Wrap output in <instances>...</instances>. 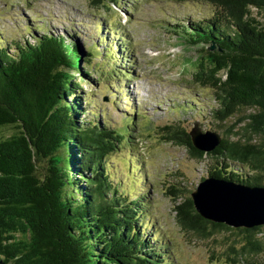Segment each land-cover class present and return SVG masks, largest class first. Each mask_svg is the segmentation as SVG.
<instances>
[{
	"label": "trees",
	"instance_id": "16d2710c",
	"mask_svg": "<svg viewBox=\"0 0 264 264\" xmlns=\"http://www.w3.org/2000/svg\"><path fill=\"white\" fill-rule=\"evenodd\" d=\"M117 2L91 0L95 7ZM172 2L205 7L199 16L176 19L171 33L196 48L189 82L212 90L211 116L224 124L207 152L177 122L161 127L164 138L192 158L211 154L207 176L264 186V0ZM31 28L32 41L7 43L0 36V264H172L156 228L146 232L143 192L132 193L111 176L109 158L130 143L134 113L120 125L102 121L87 107L79 80L94 72L98 53L107 64L103 75L111 74L106 80L131 75L129 64L117 66L114 59L125 53V40L112 44L99 34L84 58L77 30L64 37ZM174 105L173 111L192 104ZM127 161L130 175L135 167ZM171 193L174 202L180 199L173 210L182 230L204 238L235 230L242 236L237 248L228 245L227 262L264 264V224L211 222L196 212L190 194Z\"/></svg>",
	"mask_w": 264,
	"mask_h": 264
},
{
	"label": "rangeland",
	"instance_id": "374dc122",
	"mask_svg": "<svg viewBox=\"0 0 264 264\" xmlns=\"http://www.w3.org/2000/svg\"><path fill=\"white\" fill-rule=\"evenodd\" d=\"M108 6L95 7L91 0H0V36L10 43L32 41L27 32L31 27L39 34L46 30L64 37L67 31L77 30L79 54L84 58L86 49L99 34H106V42L112 44L119 43L121 38L125 40V53L114 59L117 66L129 64L131 75L122 73L120 81L115 76L106 80L111 74L103 75L107 64L98 53L92 59L94 72L79 79L83 94L91 101L87 107L97 112L102 121L120 125L131 114L135 115L134 126L130 125L132 130L128 131L130 143L109 158L111 176L116 182L121 178L132 193L143 192L141 209L147 213L146 232L156 228L166 242L172 264H230L224 252L230 243L237 248L241 234L219 230L209 237L197 236L181 229L173 210L180 199L174 202L171 192L179 190V195H189L208 175L215 161L213 156L192 158L184 146L167 141L161 129L177 122L189 131L196 122L202 131H222L219 126L224 123L213 119L210 113L216 105L212 90L189 82L193 69L189 60L195 58L196 48L171 33L176 19L188 14L191 18L199 16L205 7L175 4L172 0H118ZM105 26L111 27L112 33ZM105 45L100 43L95 53L103 51ZM86 65L81 61V66L87 68ZM178 103L192 105L173 111ZM139 112L141 115H136ZM127 159L135 167L130 175ZM128 177L134 178L132 186V178L128 183Z\"/></svg>",
	"mask_w": 264,
	"mask_h": 264
},
{
	"label": "water",
	"instance_id": "95a60500",
	"mask_svg": "<svg viewBox=\"0 0 264 264\" xmlns=\"http://www.w3.org/2000/svg\"><path fill=\"white\" fill-rule=\"evenodd\" d=\"M188 134L192 145L205 152L213 150L220 140L218 133L202 131L196 122ZM190 197L196 212L211 222L244 228L264 224L263 185L207 176L190 192Z\"/></svg>",
	"mask_w": 264,
	"mask_h": 264
}]
</instances>
